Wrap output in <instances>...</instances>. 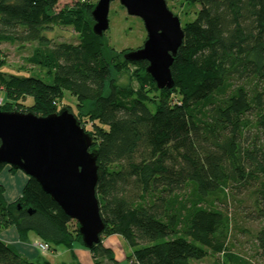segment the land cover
Wrapping results in <instances>:
<instances>
[{
    "label": "trees",
    "instance_id": "1",
    "mask_svg": "<svg viewBox=\"0 0 264 264\" xmlns=\"http://www.w3.org/2000/svg\"><path fill=\"white\" fill-rule=\"evenodd\" d=\"M180 1L200 8L183 26L174 86L159 89L147 61L126 60L105 34L94 33V3L78 0L57 11L59 0H0V47L37 42L27 61L50 80L0 71L8 98L1 108L48 116L64 108L68 92L77 100L73 114L93 137L105 223L101 242L87 248L95 264H119L114 247L103 243L113 235L126 241L136 264H191L210 254L230 262V216L222 205L247 189L254 203L246 216L264 220V0ZM55 26L72 27L78 42L50 45L46 33ZM122 72L138 89L118 84ZM4 192L0 186V231L16 227L22 241L34 234L52 251L84 246L77 221L36 179L13 202ZM255 239L264 264V227ZM0 264L50 263L0 239Z\"/></svg>",
    "mask_w": 264,
    "mask_h": 264
},
{
    "label": "water",
    "instance_id": "2",
    "mask_svg": "<svg viewBox=\"0 0 264 264\" xmlns=\"http://www.w3.org/2000/svg\"><path fill=\"white\" fill-rule=\"evenodd\" d=\"M98 0L92 16L93 31L103 36L109 28L111 2ZM131 16L143 20L147 39L124 54L131 62L147 61L146 71L159 89H171V66L184 38L178 16L166 0H119ZM93 137L76 116L63 108L48 116L5 111L0 105V165H9L34 178L42 189L78 223L84 246L101 242L105 223L97 197L98 152ZM30 212H32L30 210Z\"/></svg>",
    "mask_w": 264,
    "mask_h": 264
},
{
    "label": "rangeland",
    "instance_id": "3",
    "mask_svg": "<svg viewBox=\"0 0 264 264\" xmlns=\"http://www.w3.org/2000/svg\"><path fill=\"white\" fill-rule=\"evenodd\" d=\"M77 1L59 0L57 11L65 6H73ZM88 1L95 5L98 2V0ZM166 3L169 10L179 17L182 27L196 17V12L200 8L199 4L190 5L180 0H166ZM46 35L50 39V45L60 42L76 44L79 39L78 33L72 27L65 26H55ZM105 38L112 52L122 56L131 50L141 48L147 39V31L141 18L129 15L120 1L115 0L110 5L109 28L105 32ZM36 46H38L37 42L26 44L3 43L0 47V64H2V66L0 65V71L20 77H46L45 70L27 61ZM131 68L130 72L133 73L134 67ZM129 76L128 72L119 74L117 76L118 84L127 87L132 83L133 86L137 87L135 89H138V84H136L135 80L133 82L132 80L130 81L131 76ZM46 81L50 82V80ZM1 99L5 102L8 98L0 90ZM174 99L176 100V98ZM76 102V98L67 92L64 95V99L60 102V108L70 107L73 111L72 113L76 114ZM22 103L28 106L31 104V100L26 99ZM91 127V123L85 121V128L91 130ZM11 169V166L7 165L0 173V176L2 174L14 176L16 172L21 171L17 170L14 172ZM252 191L253 189H247L242 193L237 192L235 196L228 197L227 202L222 205L227 208L230 216L227 252L231 253L235 258L228 262L225 256L210 254L203 260L191 261V264H217V262L219 264H232L233 262L234 264H246L242 260L247 261L249 264H263L258 254L255 237L258 231L264 227V220H253L246 216L254 203ZM116 237L110 238V243L115 246L112 245L114 252L119 258V264H136L132 263L131 259H128V255H132V251L126 241L120 236ZM66 250L63 246H58L57 250L50 251L49 253L53 254L48 255V257L46 256L47 258L45 257V259L50 264H77L72 260L70 252H66Z\"/></svg>",
    "mask_w": 264,
    "mask_h": 264
},
{
    "label": "crops",
    "instance_id": "4",
    "mask_svg": "<svg viewBox=\"0 0 264 264\" xmlns=\"http://www.w3.org/2000/svg\"><path fill=\"white\" fill-rule=\"evenodd\" d=\"M11 180L13 181H0V186H3L5 189L4 196L8 202H13L17 200L26 186L29 177L22 171L16 172L14 176L8 174ZM22 178L25 181H21ZM112 237H116V235L110 236L106 238L103 243L106 247H111L112 245L108 244L107 240ZM0 239L4 242L12 245L18 252L23 254L25 257L36 260V261H46L45 257L53 253H42L35 245V241L40 240L34 234L29 235V239L27 241H22L19 237V233L16 227H10L8 229L0 231ZM66 252H70L72 256V260L77 264H95L90 251L82 246L80 243H76L72 250L67 249ZM115 253V252H114ZM117 260H119L117 254L115 253ZM46 257V258H47Z\"/></svg>",
    "mask_w": 264,
    "mask_h": 264
},
{
    "label": "built area",
    "instance_id": "5",
    "mask_svg": "<svg viewBox=\"0 0 264 264\" xmlns=\"http://www.w3.org/2000/svg\"><path fill=\"white\" fill-rule=\"evenodd\" d=\"M2 102H0V105L4 103L3 99H1ZM0 100V101H1ZM34 245L42 252V253H49L51 250V246L49 243L43 241V240H37L35 241ZM50 254V253H49Z\"/></svg>",
    "mask_w": 264,
    "mask_h": 264
},
{
    "label": "bare ground",
    "instance_id": "6",
    "mask_svg": "<svg viewBox=\"0 0 264 264\" xmlns=\"http://www.w3.org/2000/svg\"><path fill=\"white\" fill-rule=\"evenodd\" d=\"M65 93H67V92H65ZM56 104H58V103H56ZM60 104V103H59ZM0 181H13V180H11V178H10V176H7V175H4V174H2L1 176H0ZM21 181H25V179L24 178H22V180ZM108 242V244H110V239L109 240H107ZM110 245H113V244H110ZM114 246V245H113ZM115 247V246H114Z\"/></svg>",
    "mask_w": 264,
    "mask_h": 264
}]
</instances>
